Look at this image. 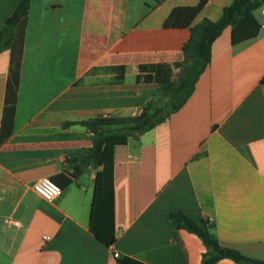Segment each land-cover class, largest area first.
<instances>
[{
  "label": "crops",
  "instance_id": "obj_1",
  "mask_svg": "<svg viewBox=\"0 0 264 264\" xmlns=\"http://www.w3.org/2000/svg\"><path fill=\"white\" fill-rule=\"evenodd\" d=\"M200 1L32 0L13 132L0 142V264H201L202 240L171 223L178 211L264 261V6L214 42L181 110L116 147V242L90 228L98 169L82 164L94 134L81 122L138 116L161 97L139 68L184 60L189 28L164 23ZM234 1L207 0L193 24ZM18 2L0 0V29ZM10 60L0 52V135ZM43 177L62 188L53 201L33 189Z\"/></svg>",
  "mask_w": 264,
  "mask_h": 264
},
{
  "label": "trees",
  "instance_id": "obj_2",
  "mask_svg": "<svg viewBox=\"0 0 264 264\" xmlns=\"http://www.w3.org/2000/svg\"><path fill=\"white\" fill-rule=\"evenodd\" d=\"M31 2L32 0H19L15 11L0 29V52L9 50L11 53L1 143L13 132ZM206 3L207 0H201L193 7H178L164 23L166 27H186L190 30V38L183 46L182 62L173 65L151 64L139 68L142 74L140 73L137 81L159 84L166 99L164 104L155 99L150 101L138 116L100 115L81 122L94 134L93 146L84 153L86 155L82 159V164L94 165L98 169L90 228L96 238L107 246L116 242V147L128 144L130 139L139 140L142 135L181 110L194 94L198 81L212 63L214 42L227 27L239 25L244 19L253 17V13L264 6V0H235L225 7L220 20L205 18L193 24ZM262 82L264 83V78ZM79 172L78 169L74 176ZM170 220L176 228L185 229L202 240L206 252L201 264H217L224 259H231L239 264H264V261L248 257L237 249L222 246L213 232L215 224L210 220L197 221L182 211L172 213Z\"/></svg>",
  "mask_w": 264,
  "mask_h": 264
},
{
  "label": "built area",
  "instance_id": "obj_3",
  "mask_svg": "<svg viewBox=\"0 0 264 264\" xmlns=\"http://www.w3.org/2000/svg\"><path fill=\"white\" fill-rule=\"evenodd\" d=\"M261 14L263 18L261 27L264 29V8L262 9ZM33 189L38 195L47 201H53L62 193V188L50 177H43L37 180L33 184ZM8 223L20 226V222L14 221L13 219H8ZM45 239H48V237H45ZM115 256H118V254H115Z\"/></svg>",
  "mask_w": 264,
  "mask_h": 264
},
{
  "label": "rangeland",
  "instance_id": "obj_4",
  "mask_svg": "<svg viewBox=\"0 0 264 264\" xmlns=\"http://www.w3.org/2000/svg\"><path fill=\"white\" fill-rule=\"evenodd\" d=\"M157 101H159V103H161V104H164L166 99L163 97V95H161L160 98H157Z\"/></svg>",
  "mask_w": 264,
  "mask_h": 264
}]
</instances>
